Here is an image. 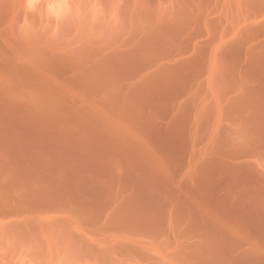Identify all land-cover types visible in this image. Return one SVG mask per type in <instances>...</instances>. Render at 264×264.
Returning <instances> with one entry per match:
<instances>
[{"label":"rangeland","instance_id":"obj_1","mask_svg":"<svg viewBox=\"0 0 264 264\" xmlns=\"http://www.w3.org/2000/svg\"><path fill=\"white\" fill-rule=\"evenodd\" d=\"M0 264H264V0H0Z\"/></svg>","mask_w":264,"mask_h":264}]
</instances>
